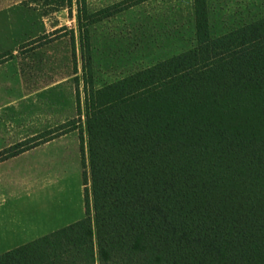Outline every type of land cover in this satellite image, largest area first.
Segmentation results:
<instances>
[{"label":"trees","instance_id":"16d2710c","mask_svg":"<svg viewBox=\"0 0 264 264\" xmlns=\"http://www.w3.org/2000/svg\"><path fill=\"white\" fill-rule=\"evenodd\" d=\"M193 12L194 47L98 88L79 26L93 220L85 190L82 219L0 264H264V17L212 37L206 1Z\"/></svg>","mask_w":264,"mask_h":264},{"label":"rangeland","instance_id":"374dc122","mask_svg":"<svg viewBox=\"0 0 264 264\" xmlns=\"http://www.w3.org/2000/svg\"><path fill=\"white\" fill-rule=\"evenodd\" d=\"M138 1L0 0V151L34 145L60 126L41 131V116L77 128L72 138L0 162L1 254L82 219L85 190L93 220L79 26H87L95 88L195 46L193 0ZM205 1L212 37L264 17V0ZM134 2L88 23L95 12Z\"/></svg>","mask_w":264,"mask_h":264},{"label":"crops","instance_id":"0c3cea01","mask_svg":"<svg viewBox=\"0 0 264 264\" xmlns=\"http://www.w3.org/2000/svg\"><path fill=\"white\" fill-rule=\"evenodd\" d=\"M52 116H46V117H44V116H41V119H40V123L41 124H43L42 125V128H41V131H44L45 129L47 130V129H49V128H51V127H53V126H55V125H57V124H62L64 121H55V120H53L52 121V118H51ZM52 122H55L54 124L52 123ZM76 131V130H75ZM75 131H72V132H69V133H66V134H64V135H61V136H58V137H56V138H54V139H52V140H50V141H47V142H45V143H43V144H41V145H46V144H48V143H52V142H55V141H57V140H65V139H68V138H72L73 136H75L76 134H75ZM38 146H40V145H38ZM37 147V146H36ZM35 148V147H34ZM33 149V148H32ZM32 149H30V150H32ZM29 151V150H28ZM27 152V151H26ZM26 152H23V153H26ZM23 153H21V154H23ZM21 154H19V155H21ZM19 155H17V156H19ZM17 156H15V157H17ZM15 157H12V158H15ZM12 158H9V159H12ZM87 160H88V156H87ZM6 161V160H5ZM3 162V161H2ZM5 252H7V251H5ZM5 252H2V254L3 253H5ZM1 254V253H0Z\"/></svg>","mask_w":264,"mask_h":264}]
</instances>
